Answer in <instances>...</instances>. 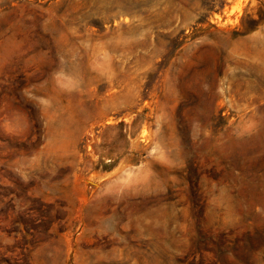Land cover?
Listing matches in <instances>:
<instances>
[{
  "label": "rangeland",
  "instance_id": "1",
  "mask_svg": "<svg viewBox=\"0 0 264 264\" xmlns=\"http://www.w3.org/2000/svg\"><path fill=\"white\" fill-rule=\"evenodd\" d=\"M0 264H264V0H0Z\"/></svg>",
  "mask_w": 264,
  "mask_h": 264
}]
</instances>
